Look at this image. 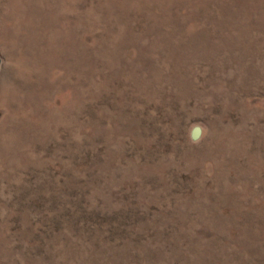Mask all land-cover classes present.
Returning <instances> with one entry per match:
<instances>
[{
  "label": "rangeland",
  "instance_id": "1",
  "mask_svg": "<svg viewBox=\"0 0 264 264\" xmlns=\"http://www.w3.org/2000/svg\"><path fill=\"white\" fill-rule=\"evenodd\" d=\"M0 58V264H264V0H0Z\"/></svg>",
  "mask_w": 264,
  "mask_h": 264
},
{
  "label": "water",
  "instance_id": "2",
  "mask_svg": "<svg viewBox=\"0 0 264 264\" xmlns=\"http://www.w3.org/2000/svg\"><path fill=\"white\" fill-rule=\"evenodd\" d=\"M1 68H2V59L0 58V72H1ZM199 136H200V129L196 128L194 130L193 137L194 139H197Z\"/></svg>",
  "mask_w": 264,
  "mask_h": 264
}]
</instances>
